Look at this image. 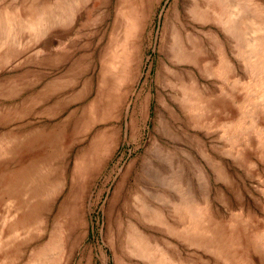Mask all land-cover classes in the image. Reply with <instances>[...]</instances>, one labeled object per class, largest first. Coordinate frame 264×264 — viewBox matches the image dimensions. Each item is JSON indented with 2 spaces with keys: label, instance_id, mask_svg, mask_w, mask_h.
Segmentation results:
<instances>
[{
  "label": "rangeland",
  "instance_id": "1",
  "mask_svg": "<svg viewBox=\"0 0 264 264\" xmlns=\"http://www.w3.org/2000/svg\"><path fill=\"white\" fill-rule=\"evenodd\" d=\"M0 264H264V0H0Z\"/></svg>",
  "mask_w": 264,
  "mask_h": 264
},
{
  "label": "bare ground",
  "instance_id": "2",
  "mask_svg": "<svg viewBox=\"0 0 264 264\" xmlns=\"http://www.w3.org/2000/svg\"><path fill=\"white\" fill-rule=\"evenodd\" d=\"M218 2L220 1V0H217ZM235 5H236V3H235ZM194 8V10H193V14H195V15H207V10H206V8H200L199 6H198V4L197 3H195L194 4V6H193ZM228 7V6H227ZM236 7V6H235ZM238 7V6H237ZM235 9V8H234ZM233 9V10H234ZM238 10V9H237ZM236 12V10L234 11V13ZM230 14V13H229ZM238 14V13H237ZM236 14V15H237ZM233 13L232 14H230V16L228 17V19H227V21H225L224 22V25H226V27L228 28V24H229V20H232L231 18L234 16V17H236L235 16V14L233 15ZM232 16V17H231ZM196 18V17H195ZM236 19V18H235ZM238 19V18H237ZM236 19V20H237ZM234 20V19H233ZM223 22V21H222ZM237 22V21H236ZM233 26V27H232ZM232 29L233 28H236V24H235V20L234 21H232ZM234 30L235 29H233V33H235L234 32ZM236 31V30H235ZM252 45H253V43H252ZM155 210H156V208H154ZM159 210V209H158ZM157 210V211H158ZM151 215V214H150ZM152 215H153V221H155L156 223H158V224H160V223H162L163 222V220H164V218L162 217V215L163 214H161V212L160 213H158V212H153L152 211ZM151 219H152V217H151ZM165 221V220H164ZM132 234L134 235V238H132V240L134 239V244L136 245V247L139 249V252L142 254L141 256H144V255H150V252L151 253H153L154 251H159L160 249V247H158V245L157 246H155L154 244L152 245L151 244V242H150V239H149V237H148V235H146V233L144 232V230H142V229H140V228H138L136 225L133 227V229H132ZM130 237H131V235H130ZM131 240V241H132ZM133 244V245H134ZM132 247V246H131ZM132 248H134V247H132ZM131 249V248H130ZM149 257V256H148ZM144 258V257H143ZM171 258V257H170Z\"/></svg>",
  "mask_w": 264,
  "mask_h": 264
},
{
  "label": "crops",
  "instance_id": "3",
  "mask_svg": "<svg viewBox=\"0 0 264 264\" xmlns=\"http://www.w3.org/2000/svg\"><path fill=\"white\" fill-rule=\"evenodd\" d=\"M128 82H129V83H132V79H129L128 81H126V83H128Z\"/></svg>",
  "mask_w": 264,
  "mask_h": 264
}]
</instances>
